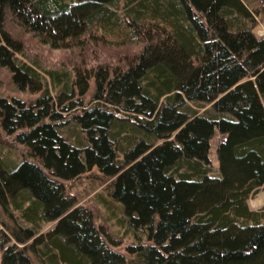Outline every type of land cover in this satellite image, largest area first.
Returning <instances> with one entry per match:
<instances>
[{
    "label": "trees",
    "instance_id": "trees-1",
    "mask_svg": "<svg viewBox=\"0 0 264 264\" xmlns=\"http://www.w3.org/2000/svg\"><path fill=\"white\" fill-rule=\"evenodd\" d=\"M261 9L0 0V67L26 94L0 96L18 153L13 164L0 148V264H264V205H248L264 188ZM84 175L131 240L68 193Z\"/></svg>",
    "mask_w": 264,
    "mask_h": 264
},
{
    "label": "rangeland",
    "instance_id": "rangeland-1",
    "mask_svg": "<svg viewBox=\"0 0 264 264\" xmlns=\"http://www.w3.org/2000/svg\"><path fill=\"white\" fill-rule=\"evenodd\" d=\"M243 3L247 4L250 8L255 9L258 8V6L261 4V0H242ZM254 19L257 22L256 26V32L258 34L264 33V10H259L257 12V15H254ZM75 31H72L71 34H75ZM57 38V37H56ZM57 40V39H55ZM33 42V41H32ZM36 48H38L36 46ZM46 51L53 57H57L59 55V52L61 50H50L46 48ZM11 95L16 96H24L26 94L22 93L19 90H15L13 88L11 82L9 81V74L5 69L0 67V96H6L9 97ZM28 97V96H26ZM194 104L197 105V103L192 102L191 106ZM201 112V111H200ZM62 132L68 136V140L72 143L76 141L77 135L80 136V132H77L76 127L73 123H67L64 127L61 128ZM73 140H71V139ZM220 140L219 137V131L216 127H214V133L212 134L210 141H209V150H208V156L211 161L212 166V173L217 174L218 173V156H217V144ZM10 142V139L7 138L4 134V132L0 129V143H2L4 146L0 148L2 149V154L4 156L8 157L9 160L12 161V163H15V160L18 159L17 151L13 148V146L8 145ZM68 185V193L74 194L78 199V204L81 205H87L91 206L93 210L95 211V214L97 215V221L105 223L106 226L108 224V228L114 235H120L125 233L124 228L125 219L122 214L121 209L119 208L120 205L118 203L110 202L106 194H104V183L100 181L99 179H91L87 178L85 175L71 181ZM96 196H100L97 197ZM104 200V201H103ZM248 205L251 208H258L260 206L264 205V188L260 189V191L253 197H250L248 199ZM119 209H118V208ZM119 210V211H118ZM121 223L120 225H116V220ZM108 220V221H106ZM124 238L126 241L131 240L130 232H126L124 234Z\"/></svg>",
    "mask_w": 264,
    "mask_h": 264
},
{
    "label": "bare ground",
    "instance_id": "bare-ground-1",
    "mask_svg": "<svg viewBox=\"0 0 264 264\" xmlns=\"http://www.w3.org/2000/svg\"><path fill=\"white\" fill-rule=\"evenodd\" d=\"M23 160V159H22Z\"/></svg>",
    "mask_w": 264,
    "mask_h": 264
}]
</instances>
